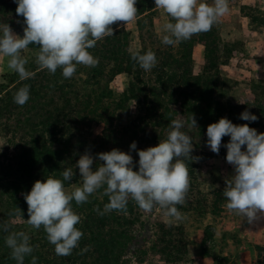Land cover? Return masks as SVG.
Listing matches in <instances>:
<instances>
[{
  "label": "trees",
  "instance_id": "obj_1",
  "mask_svg": "<svg viewBox=\"0 0 264 264\" xmlns=\"http://www.w3.org/2000/svg\"><path fill=\"white\" fill-rule=\"evenodd\" d=\"M145 2L140 0L137 6L138 30H142L150 11L145 8ZM16 8L14 0H0V15L15 17L23 23L24 18L17 16ZM195 36V42L204 48L202 71L197 75L191 68L190 40L177 43L176 50L171 45H167V49L161 41L153 40L159 47L154 50L158 63L146 72L131 59V54H143L149 48L143 44L140 50L132 51L130 33L124 28H114L113 36L105 37L94 48L87 49L98 58L96 67L78 65L73 77L65 79L61 69L54 75L41 69L35 63V56L26 65L33 73L32 77L22 80L15 72L0 88L1 130L14 138L10 145L13 149L10 166L4 172V168L0 169V189L4 188L7 196L1 203L0 222L9 223L11 231H24L30 236L34 246L32 255L38 258L37 264H128L124 252L141 222L140 208L131 198L126 212L111 211L103 215L94 211L98 207L104 212V205L109 202L103 189L92 194L87 203L76 205L73 201V209L81 217L76 227L84 235L79 246L68 256L56 255L54 245L48 242L42 227L37 230L31 226L29 231L25 225L22 227L13 222L29 218L22 193L30 192L36 180L44 181L49 175L62 179L61 173L72 168L76 175L71 181L64 182L66 191H73V184H82L76 161L86 149L95 156L113 148L129 152L133 141L137 142L138 149H146L151 144L156 146L166 139L169 124L175 119L172 106L177 104L187 117L194 114L199 137H207V126L221 117H227L234 124L248 123L250 127L264 129V106L237 103L226 96L227 86L232 81L222 79L218 71L220 52L214 28ZM28 48L36 53L39 51L34 44ZM123 74L129 77V82L116 99L110 83ZM25 85L30 86V98L20 106L14 102V95ZM130 102L134 104L136 115L115 126L116 113L125 111ZM245 110L256 115L258 121L241 120L240 113ZM93 126L101 127L99 135L93 134ZM131 155L138 161L135 151ZM99 163L103 162L97 161L95 166ZM16 207L21 209L23 218L9 216ZM6 235L0 232V264H16L5 244ZM185 246L165 250L163 254L169 262L181 261L186 254ZM24 264H31V256L25 258ZM217 264L231 263L229 258L220 257ZM257 264H264L262 248Z\"/></svg>",
  "mask_w": 264,
  "mask_h": 264
},
{
  "label": "clouds",
  "instance_id": "obj_2",
  "mask_svg": "<svg viewBox=\"0 0 264 264\" xmlns=\"http://www.w3.org/2000/svg\"><path fill=\"white\" fill-rule=\"evenodd\" d=\"M16 14L23 17V36L16 34L7 23L0 22V55L7 58V67L28 79L33 73L26 69L27 59L21 55L29 45L39 48L35 63L55 74L62 70L65 79L72 78L78 65L96 67L98 58L87 49L98 41L114 35L117 22L130 23L136 19L137 0H14ZM155 7L171 18L162 26V43L176 45L193 35L207 32L230 10L229 0H154ZM174 21V22H172ZM17 23H20L18 20ZM131 59L144 71H151L158 63L151 50L134 52ZM30 98V86L17 90L14 102L23 106ZM239 118L248 122L258 121L250 111L240 113ZM198 128L194 114L185 118L178 115L169 124L166 139L156 146L138 149L137 142L130 144L129 152L113 148L95 156L86 149L76 161L82 184H73L68 192L65 181H71L76 172L65 169L62 179L49 175L44 181L36 180L30 192L22 193L28 208L27 224L34 229L43 228L49 243L54 245L58 256L71 255L79 246L84 233L76 226L81 217L74 211L72 202L81 205L89 197L103 189L109 198L104 212L127 211L129 198L146 213L155 207L176 221L184 219L176 205L186 203L190 187L188 161L198 160L192 155L193 137L188 128ZM206 146L219 155L221 147L227 149L226 162L234 174L225 179L223 196L229 211L254 223L264 217V132L250 127L248 123L234 124L221 117L206 129ZM229 142L222 144L224 137ZM139 157L134 161L131 152ZM99 163L98 166L96 162ZM95 166V167H94ZM138 170H134L137 169ZM10 217H21L18 207L9 212ZM11 225L0 222V232L7 233L5 244L11 250L16 264H24L31 256V264H37L33 256L34 246L24 231H11ZM35 247H38L35 246ZM87 250V249H85Z\"/></svg>",
  "mask_w": 264,
  "mask_h": 264
},
{
  "label": "rangeland",
  "instance_id": "obj_3",
  "mask_svg": "<svg viewBox=\"0 0 264 264\" xmlns=\"http://www.w3.org/2000/svg\"><path fill=\"white\" fill-rule=\"evenodd\" d=\"M146 1L144 6L150 11L142 30H138L136 19L127 24L117 22L119 27L112 26L124 28L130 33L132 51L140 50L143 44L152 52L158 49L153 40L162 42V26L171 20L163 10L155 7L154 0ZM207 2L211 4L212 0ZM139 3L140 0H137L136 7ZM229 8V12L213 26L220 52L218 71L222 79L232 81L227 86L226 96L237 103L264 106V0H229ZM17 21L15 17L0 15V22L10 25L22 37L24 24ZM195 37L193 35L188 40L192 47V72L197 75L202 71L204 48L195 42ZM164 46L168 49L167 45ZM171 47L176 50L177 44ZM36 54L30 48L21 53L28 62ZM13 74L15 71L7 67V58L0 55V88L8 83V77ZM128 82L129 77L124 74L112 80L110 89L116 99L125 91ZM172 109L175 119L179 114L187 118L180 105H173ZM135 115L136 109L130 102L125 111L116 113L114 124H124ZM1 129L0 125V169L4 168V172L10 166L13 155L10 145L14 138ZM255 129L258 133L264 132V129ZM187 131L193 137L192 155L200 159L187 162L190 187L186 203L176 205L184 219H171L170 222L158 206L150 213L140 209L141 222L137 224L133 240L124 252V259L128 264H217L220 257H227L231 264H257L260 248L264 250V217L250 224L245 217L227 209L223 196L225 179L234 174L232 166L226 162L227 149L221 147L219 155L214 154L206 146L207 137H199L195 127ZM92 132L95 136L99 135L101 127L93 126ZM229 139L224 137L222 144L228 143ZM6 197L4 188L0 189V210ZM13 222L32 230L26 220L15 219ZM182 244L186 245L182 260L169 262L163 254L165 250L182 247Z\"/></svg>",
  "mask_w": 264,
  "mask_h": 264
}]
</instances>
